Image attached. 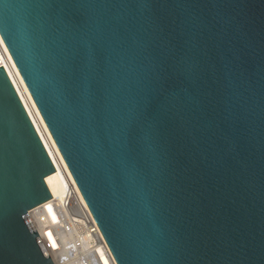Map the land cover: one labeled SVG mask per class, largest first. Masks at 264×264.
<instances>
[{
  "label": "water",
  "instance_id": "95a60500",
  "mask_svg": "<svg viewBox=\"0 0 264 264\" xmlns=\"http://www.w3.org/2000/svg\"><path fill=\"white\" fill-rule=\"evenodd\" d=\"M0 36L116 264H264V0H0ZM54 171L0 66V264H54Z\"/></svg>",
  "mask_w": 264,
  "mask_h": 264
},
{
  "label": "built area",
  "instance_id": "2783aa9c",
  "mask_svg": "<svg viewBox=\"0 0 264 264\" xmlns=\"http://www.w3.org/2000/svg\"><path fill=\"white\" fill-rule=\"evenodd\" d=\"M6 64L7 66L0 61V66L6 72L54 169L57 170L58 168L62 172L66 182L62 189V196L60 198L51 196L50 200L47 201L48 206L57 215L58 220L56 222L49 221L44 203L29 212L32 224L46 245L53 263H65L63 261L57 262L55 254L61 246L59 231L69 227L83 247V252L79 254L83 258L80 264H116L16 66L9 61ZM46 234L57 245L56 249L48 247L44 240Z\"/></svg>",
  "mask_w": 264,
  "mask_h": 264
},
{
  "label": "bare ground",
  "instance_id": "6f19581e",
  "mask_svg": "<svg viewBox=\"0 0 264 264\" xmlns=\"http://www.w3.org/2000/svg\"><path fill=\"white\" fill-rule=\"evenodd\" d=\"M0 61L7 66V62H12L14 64L1 36H0ZM15 65V64H14ZM45 183L50 191L53 198H60L62 196V189L66 183L62 172L57 168L52 174L48 175L45 178ZM46 206V214L50 222H56L58 220L57 215L54 210L50 208L46 203L43 204ZM59 238L61 246H59L58 252L55 254V260L63 261L64 264H80L83 260L79 256L80 252H83V247L80 245V242L76 238L75 233L69 227L59 231ZM44 240L50 249H56L57 245L53 242L51 237L46 234L44 235ZM66 260V261H64Z\"/></svg>",
  "mask_w": 264,
  "mask_h": 264
}]
</instances>
